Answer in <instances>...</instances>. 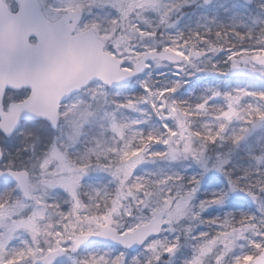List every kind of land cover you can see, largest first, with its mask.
<instances>
[{
    "label": "snow or ice",
    "instance_id": "snow-or-ice-1",
    "mask_svg": "<svg viewBox=\"0 0 264 264\" xmlns=\"http://www.w3.org/2000/svg\"><path fill=\"white\" fill-rule=\"evenodd\" d=\"M192 3L0 0V264H264V85L178 95L264 79V19L170 31Z\"/></svg>",
    "mask_w": 264,
    "mask_h": 264
},
{
    "label": "rangeland",
    "instance_id": "rangeland-1",
    "mask_svg": "<svg viewBox=\"0 0 264 264\" xmlns=\"http://www.w3.org/2000/svg\"><path fill=\"white\" fill-rule=\"evenodd\" d=\"M257 3L253 6L252 9L243 8L237 1L235 0H216V2L210 7L205 9L202 4H200L199 0H194L190 6H186L181 9L180 13H177V16L172 18L173 24L169 29L170 31H175L177 29L181 31H188L190 28H196L198 25L200 26H216L218 24H228V25H245L251 26L253 24L254 19L261 18L264 19V12L258 8V4L264 2V0H256ZM202 30V29H201ZM219 59V57H217ZM163 69L168 68H156L154 69V78L157 79H172L174 75L170 77L168 74L163 72ZM156 73H165V77L156 76ZM174 73V72H173ZM211 75L208 73H201L199 75ZM213 77H216L212 75ZM194 79H200V76L197 78H189L188 82L193 81ZM218 82V81H216ZM244 84H253V85H264V79H259L251 74L247 73V79L245 81H237L235 85H244ZM160 167H167L166 163H162L159 165ZM152 166H149L151 168ZM172 167L180 168L181 162H172ZM226 188V185H220L219 189ZM218 190L216 187L205 186L202 183V191L201 196L211 194L212 192ZM242 204V207H235L234 205ZM254 206H250L248 204H243L241 202L236 201L230 194L227 192V200L224 205L213 206V208H223L225 211H252ZM209 212L212 209H208ZM213 215H220V211L212 212Z\"/></svg>",
    "mask_w": 264,
    "mask_h": 264
},
{
    "label": "trees",
    "instance_id": "trees-1",
    "mask_svg": "<svg viewBox=\"0 0 264 264\" xmlns=\"http://www.w3.org/2000/svg\"><path fill=\"white\" fill-rule=\"evenodd\" d=\"M245 7V6H244ZM252 8V7H248ZM218 25H224V26H231L228 24H218ZM248 25H240V30L243 31ZM186 32V31H185ZM163 72L168 74L170 77L173 76V72L170 69H163ZM213 77L212 75H202L200 76V79H194L193 81L188 82L187 84L183 85L181 89L178 90V95L180 98H188L189 94H198L205 86L207 85H218L220 87H230L233 86L232 82L233 80L231 78H223L219 77ZM218 81V82H216Z\"/></svg>",
    "mask_w": 264,
    "mask_h": 264
},
{
    "label": "water",
    "instance_id": "water-1",
    "mask_svg": "<svg viewBox=\"0 0 264 264\" xmlns=\"http://www.w3.org/2000/svg\"><path fill=\"white\" fill-rule=\"evenodd\" d=\"M243 2L247 3V4H251L253 2V0H242ZM212 2V0H209V2H205L204 0V3L206 5L210 4ZM245 76V73L242 72V73H236V74H233L232 77H243ZM233 196L238 198V199H241L243 201H248V198L246 197V194L244 193H240V192H235V191H231Z\"/></svg>",
    "mask_w": 264,
    "mask_h": 264
}]
</instances>
